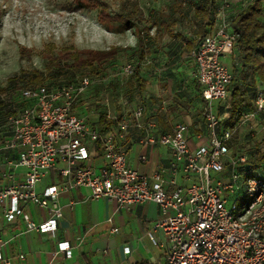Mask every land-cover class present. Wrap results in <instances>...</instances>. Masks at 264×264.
I'll use <instances>...</instances> for the list:
<instances>
[{"label":"built area","instance_id":"built-area-1","mask_svg":"<svg viewBox=\"0 0 264 264\" xmlns=\"http://www.w3.org/2000/svg\"><path fill=\"white\" fill-rule=\"evenodd\" d=\"M230 5V0L221 1L213 28L198 38L190 53L196 64L194 77L207 103V139L201 144L193 145L195 137L185 123L157 134L155 122L142 121L140 106L132 114L112 117L116 125L99 130L76 113L80 95L99 81L88 74L56 87L24 88L20 93L24 104L0 125V168L6 165L0 207L6 220L22 219L28 231L56 232L63 217L59 197L84 187L90 199L114 201L128 209L157 203L161 215L146 235L154 245L166 246L164 264H264V81L257 84L252 106L234 118L233 73L223 60L238 37L227 13ZM138 64L132 58L116 73L132 76ZM135 127L144 130L140 143L171 149V176L162 169L143 174L129 164L122 142ZM99 149L105 165L92 166L89 162ZM260 154L263 158L255 161ZM146 159L139 156L142 162ZM19 169H24L20 180ZM51 170H57L62 180L39 194L37 185ZM179 174L185 184L178 183ZM23 204L45 208L48 218L35 221ZM1 243L0 261L13 264ZM58 248L70 255L69 241L59 242ZM125 250L129 253L130 247Z\"/></svg>","mask_w":264,"mask_h":264},{"label":"crops","instance_id":"crops-1","mask_svg":"<svg viewBox=\"0 0 264 264\" xmlns=\"http://www.w3.org/2000/svg\"><path fill=\"white\" fill-rule=\"evenodd\" d=\"M230 1L227 13L232 21L250 0ZM190 22L192 21L189 19L178 23L175 32L194 36L198 27L193 23L189 29L183 28L185 23ZM164 29L163 26L160 27L159 22L158 31L162 30V35L154 40L145 37L146 55L140 61L138 76H119L116 73L119 67L107 69L111 74L100 78L87 90L81 101H78L76 113L88 117L92 125L104 131L116 125L112 117L132 114L133 110L140 106L143 108L142 121L155 122L157 134L172 131L177 123H185L189 126V134L195 137L191 140L193 145L206 141L204 114L207 103L194 77L196 64L190 57V53L197 45L188 51L184 42L172 37ZM153 41H156L158 50L165 47L163 48L165 57L154 53L156 51L153 50ZM236 55V47L231 45L224 57L234 59ZM101 115L106 116L107 121L101 123ZM142 134L143 129L132 128L126 141L122 142L127 151L129 164L143 174H152L162 169L171 176L170 167L173 161L171 149L161 144L140 143L139 138ZM196 134L202 135L197 137ZM89 147H92V144H89ZM140 155H146V161H140ZM89 163L92 166L105 165L102 149L98 150L96 157ZM5 167L6 165L0 168V188L6 182ZM16 173L20 180L23 178L24 169H19ZM61 180L59 172L51 170L37 185V192L42 194L46 187ZM177 181L179 184L186 183L182 174L177 176ZM59 203L63 217L59 221L57 231L50 233L28 231L22 219L14 223L8 222L0 207L1 249L4 255L12 257L13 264L165 263L166 246L154 245L146 235L161 215L157 203H141L128 209L114 201L102 198L92 200L89 198V190L84 187L61 194ZM22 206L37 222L48 218V210L45 208L34 204ZM113 228H118V231H113ZM61 241L70 242V255L59 252L58 243ZM126 247H130L129 253L126 252ZM20 254H24V258H20ZM0 264L3 262L0 261Z\"/></svg>","mask_w":264,"mask_h":264},{"label":"trees","instance_id":"trees-1","mask_svg":"<svg viewBox=\"0 0 264 264\" xmlns=\"http://www.w3.org/2000/svg\"><path fill=\"white\" fill-rule=\"evenodd\" d=\"M75 1L80 8L97 9L100 22L114 24V30L117 33H125L134 28L138 35V55L140 59L145 57L146 46L143 34L146 32L150 36V30L147 29L148 31H146L147 27L140 28V24L145 21L144 15L137 6L129 11L112 13L108 2L105 0ZM221 1L171 0L169 12L166 16H161L160 27L163 26L169 35L179 39L182 43L184 42L187 45V50L191 51L197 45L198 38L213 28ZM189 19L198 27L197 34L190 37L186 33L175 32L178 23ZM231 26L238 35L235 46L237 55L233 59L236 71L231 69L233 79L230 85V111L236 118L241 109L252 106L257 84L259 81H264V0H250L232 19ZM161 35L162 30H159L156 37ZM126 49L127 47L122 45L96 49L79 48L74 43L65 44L62 47L57 46L55 42L48 43L39 51V54L45 59V70L23 71L20 75L9 77L10 84L7 87H0V125L3 124L7 115L15 111L16 106L24 104L25 101L20 95L24 88L41 84L56 87L63 84L58 81L61 78H67V83H71L85 74L100 79L99 74L105 72L107 63ZM19 51L22 59L31 57L36 52L34 48L25 45H21ZM137 61L140 64L141 60ZM139 74V68L136 67L134 75L138 76ZM248 78H253L256 84L252 95L250 94L251 87L245 83ZM81 99L79 100L81 101ZM103 121H107V118L101 115L100 122ZM102 130L104 129L102 128ZM261 158L263 155L260 154L255 161ZM255 161L254 164H256Z\"/></svg>","mask_w":264,"mask_h":264},{"label":"rangeland","instance_id":"rangeland-1","mask_svg":"<svg viewBox=\"0 0 264 264\" xmlns=\"http://www.w3.org/2000/svg\"><path fill=\"white\" fill-rule=\"evenodd\" d=\"M105 1L112 13L129 11L137 6L145 21L140 24V28L147 27L150 30V36L146 32L143 35L154 40L160 17L169 12L171 0ZM190 25H193L192 22L185 23L183 28L189 29ZM114 27L112 23L100 22L97 9L80 8L75 0H0V87H7L10 84L9 77L20 75L23 71L45 70V59L39 51L50 42H55L59 47L74 43L79 48L96 49L109 48L116 44L128 45L125 51L106 64L105 72L99 74L100 78L111 74L107 69L119 67V70L132 58L140 61L136 30L132 28L125 33H117ZM21 45L34 48L36 52L31 57L22 59L19 51ZM163 48L165 47L159 48L162 52L158 50L156 41H153V50L156 51L154 53L165 57ZM223 60L230 69L236 71L233 59L225 56ZM140 66L138 64L137 68ZM58 81L63 84L68 82L67 78ZM245 83L251 87L252 95L255 80L248 78ZM83 96L80 95L79 98ZM86 142L89 143L90 140Z\"/></svg>","mask_w":264,"mask_h":264}]
</instances>
